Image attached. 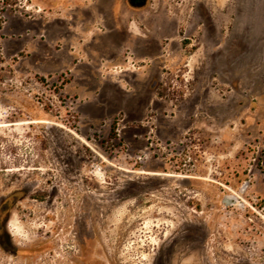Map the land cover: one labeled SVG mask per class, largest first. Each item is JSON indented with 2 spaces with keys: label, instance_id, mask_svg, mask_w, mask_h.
<instances>
[{
  "label": "rangeland",
  "instance_id": "1",
  "mask_svg": "<svg viewBox=\"0 0 264 264\" xmlns=\"http://www.w3.org/2000/svg\"><path fill=\"white\" fill-rule=\"evenodd\" d=\"M0 264H264V0H0Z\"/></svg>",
  "mask_w": 264,
  "mask_h": 264
},
{
  "label": "flooded vegetation",
  "instance_id": "2",
  "mask_svg": "<svg viewBox=\"0 0 264 264\" xmlns=\"http://www.w3.org/2000/svg\"><path fill=\"white\" fill-rule=\"evenodd\" d=\"M129 1H130V4L132 6L139 7V6H142L144 4L145 0H129ZM129 37L130 36L127 34V32L125 30L123 33V41L125 44H127L128 41L130 40ZM146 52H147V54H145V56H150L151 60H156L158 58V43L151 40L150 46L146 47ZM148 52H149V54L151 53V55H149ZM131 55H134V49L130 48V47H126V51H124V54H123V61L126 64L129 63V59L131 58ZM148 129H150V130H148ZM146 130H147V132H145V135H147V133H149V136L147 139L151 140L152 136L150 134L153 132V127L150 126L149 128H146ZM148 144H150V146L153 147V141L148 142ZM140 152H142L141 156H140V158H142V155L145 152L142 149L140 150ZM184 195H186V194L184 193Z\"/></svg>",
  "mask_w": 264,
  "mask_h": 264
},
{
  "label": "crops",
  "instance_id": "3",
  "mask_svg": "<svg viewBox=\"0 0 264 264\" xmlns=\"http://www.w3.org/2000/svg\"><path fill=\"white\" fill-rule=\"evenodd\" d=\"M124 28V31L126 30V32H128V30H130V29H126L125 27H123ZM122 30V29H121ZM128 34V33H127ZM129 35V34H128ZM130 36V35H129ZM140 39H141V41L139 42V43H135V42H133V39L132 40H129L128 41V44L130 45V48H133V46H134V48H135V46H137V44H140V43H142V41H143V39L141 38V37H139ZM127 45V44H126Z\"/></svg>",
  "mask_w": 264,
  "mask_h": 264
},
{
  "label": "water",
  "instance_id": "4",
  "mask_svg": "<svg viewBox=\"0 0 264 264\" xmlns=\"http://www.w3.org/2000/svg\"><path fill=\"white\" fill-rule=\"evenodd\" d=\"M225 202L228 203V204L232 203L233 202V197H226L225 198Z\"/></svg>",
  "mask_w": 264,
  "mask_h": 264
}]
</instances>
